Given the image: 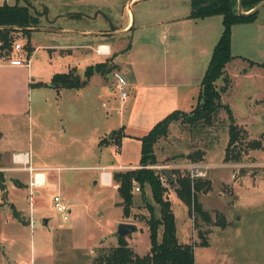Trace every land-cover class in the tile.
I'll return each instance as SVG.
<instances>
[{
  "label": "rangeland",
  "instance_id": "374dc122",
  "mask_svg": "<svg viewBox=\"0 0 264 264\" xmlns=\"http://www.w3.org/2000/svg\"><path fill=\"white\" fill-rule=\"evenodd\" d=\"M4 1L0 0V4ZM8 1L15 3L17 0ZM28 1L39 12L46 11L47 16L42 17L41 25L46 28L54 26L55 28L65 26L73 29L121 27L129 15L127 12L129 0H19L22 4ZM190 11V0H141L131 8V13L137 19L136 29L99 39L112 44L114 52L112 56L118 67L115 68L116 70L113 69L112 79L101 85L97 82L98 80L93 81V84L87 88L89 108L95 110L92 116L89 115V119H97L101 123L106 120L105 116L110 107L108 94L111 95V89L114 91V96H117V99H114L115 105H120L121 93L118 83L122 81L128 85V82L124 73L119 69L134 66L135 63L139 68L138 63H143L148 59L141 44L146 39H151L154 43L152 47L155 59L153 57L152 59L155 65L152 67L157 70L163 66L166 59L171 61V58L165 57L167 49L170 50L171 55L173 54V58L177 56L178 61L184 58L180 56L189 54L183 48L174 47L172 41L181 40L180 43H182L183 38L178 37L174 32L178 31L179 26L182 28L183 25L189 23L184 17ZM141 14L146 16L143 17L144 21L153 24L146 28L138 27ZM178 17L182 22L175 20ZM213 18V23L218 28L215 32L208 28L209 42L219 38L223 27L221 16ZM132 25L133 23L130 27ZM45 34L47 31H33L30 37L31 44L38 47L30 58L33 66L30 78L33 77L35 81L40 77H51L55 73L64 72L69 63H73L67 55L53 54L47 48L50 42L63 41V37L50 41ZM18 41L23 44L20 54L28 57L25 50L28 37L21 36L15 42ZM133 44L135 45L134 51H129ZM235 51L238 53L236 49ZM13 52L14 47L8 53L9 57L14 55ZM91 54L94 55V53ZM9 57H6V60L0 64L10 62V59L7 60ZM96 58L105 59L107 57ZM183 60H189V57ZM109 63L113 64V62ZM234 66L241 69L240 71L246 68L240 59L226 66L225 76L215 82V88L221 91L222 102L230 105L236 120L244 124L241 127L245 126L248 129H245L246 133L242 136L244 145L242 159L228 162L223 159L229 141L228 127L230 124L225 109L219 110L211 125H192L182 118L174 121L170 125L168 136L161 138L156 147L161 164L171 162L185 165L191 162L187 155L201 149L208 152L207 157L201 161L224 165L208 171L207 176L204 177L208 180L207 191L198 192L199 202L209 214L211 221L203 219L196 212L191 214L190 206L180 198L173 187H168L166 193L175 214L178 239L181 243L194 245L197 264H264V98L260 102H257L256 98L260 91H264V75L247 81H243L242 77L236 79L230 72ZM141 68L143 70L145 66ZM14 73L17 85L9 91L17 94L19 100H24L28 93L24 84L27 80L26 75H20L19 69ZM75 75L83 77L84 71ZM231 84H234V87L229 90ZM110 100L113 99L110 98ZM103 103H107V106ZM36 104L34 97L32 105ZM120 114V111H113V115L109 116H113L116 120V116L119 117ZM16 128L26 130L27 133L29 123L26 121L19 123ZM259 139L262 142V148L245 149L246 143ZM34 144L36 150L38 144L36 140ZM166 157L169 159H165ZM242 175H247V177L240 179L241 184L239 181L235 184V180ZM86 176H88L84 180L86 192H83V196L77 201L82 203L81 205L85 202L87 207H79L70 214L68 220H64L54 208L55 194L53 191L46 193L42 199L31 201L32 198L28 191L12 189L10 197L25 211V216L32 219L31 224H22L13 217L14 210L8 196L3 198L4 193L1 192L0 264H91L93 257L97 254V249L110 248L117 244L116 231L120 222H131L137 225V230L126 238H131L132 246L140 255L150 250V231L146 227V219L150 218L151 213L147 204H154L156 214L159 215V206L154 202L152 190L149 187L146 188V193L134 190V206L131 215L126 217L122 214L121 202L116 203L121 196L113 195L110 188L102 189L96 186L93 180H90V175ZM34 206L36 211H34ZM42 212L51 218L50 224H43ZM227 217L232 225L228 228V222L225 226L221 224L223 219L227 221ZM162 234L163 225L158 229L159 240L162 239ZM203 240H207L208 245L203 244Z\"/></svg>",
  "mask_w": 264,
  "mask_h": 264
},
{
  "label": "crops",
  "instance_id": "0c3cea01",
  "mask_svg": "<svg viewBox=\"0 0 264 264\" xmlns=\"http://www.w3.org/2000/svg\"><path fill=\"white\" fill-rule=\"evenodd\" d=\"M140 1L129 0L128 19L121 27L73 29L65 26L55 28L54 26L41 27L34 31H47L45 35L50 41H56L58 37H63V41L50 42L47 45L53 54L67 55L69 59L73 60V63H69L67 70L58 73L72 71L75 75L85 72L87 66L99 62H113L118 67L114 56H112L114 53L112 44L99 39L136 29L137 19L131 13V8ZM190 13L184 17L189 23L183 25L182 28L179 26L178 31L174 32L178 37L183 38L182 43H180L181 40L172 41L174 47L188 51V55L180 57H189V60L180 58L178 61L177 56L175 55L173 58V54L171 55L170 50L167 49L165 57L171 58V61L166 59L163 66L157 70L152 67L155 65L152 59L155 57L152 47L154 43L151 39L143 41L141 44L148 59L143 63H138L139 68L135 63L134 66L132 65L133 67L126 66L119 69L127 79L128 85L126 86L129 96L125 101H122L119 96L120 105L117 106L114 101L117 96H114V91L111 89V95L108 94L110 107L103 123L97 119H89V115L92 116L95 110L89 108V97L86 90L93 84V81L98 80L97 82L101 85L112 79L113 71L108 76L99 72L94 73L88 84L81 88L56 89L52 86L39 84L40 82L50 83L56 73L51 77H40L37 81L33 77L30 78L33 67L30 58L36 52L37 46L32 45L34 51L30 57L21 55V51H14L10 62L0 64V172L6 179L7 196L13 210H17L26 223L13 214L14 218L22 224L32 223L31 217L27 218L25 211L10 197L12 189L28 191L32 198L31 201L42 199L50 191H53L55 195L60 194L69 206L70 214L79 207H87L85 202L84 205H81L82 203L77 201L83 196L82 193L86 192L84 189V180L88 177L86 175H90V180H93L96 186L102 189L110 188V192L116 196L119 194V184L113 180V172L140 166L141 137L173 111L189 112L197 105L201 82L223 27L219 38L209 42L210 31L208 28L215 32L218 26L213 23V17L221 15L191 19L188 17ZM143 17H146L145 14H141L138 27L146 28L153 24L144 21ZM175 20L182 22L180 17ZM132 23L133 25L130 27ZM168 26L170 25L168 24ZM237 27L238 30H236ZM164 37H166L165 34ZM99 47L102 48V51H98ZM134 48L133 44L129 51H134ZM235 49L238 53H235ZM231 52L234 59L227 64V67L235 63L237 59H240L246 67L240 71L241 69L234 66L232 71L230 70L234 78L242 77L243 81H247L264 75V7L260 9L255 21L233 26ZM91 53H94L96 57L105 56L107 58L97 59ZM17 59L19 61H16ZM141 66H145V68L142 70ZM17 69L20 70L19 74L26 75L27 79L24 84L28 93L24 100H19L17 94L9 91L13 86L16 88L14 72ZM233 87L234 84H231L229 90ZM34 90H38V92H34ZM34 97L37 104L33 106ZM110 98L113 100L111 101ZM256 98L257 102H260L264 98V91H260ZM103 105L107 106V103H103ZM113 111L121 113L119 117L115 114L117 115L116 120L113 119V116L110 120L109 115H113ZM25 121L29 123L27 133L26 130L16 128L19 123L22 124ZM236 122L240 126L244 125L237 120ZM244 128L247 129L245 126ZM120 129L123 130V134L120 138H116L115 134L119 135L117 131ZM105 138L109 142H104ZM35 140L38 143L36 150ZM158 142L155 144L156 155ZM207 154L208 152L205 153V158ZM157 158L160 162L158 155ZM168 164L180 165L171 162ZM212 165L220 167L222 164ZM246 177L247 175H242L235 182L233 179L232 181L235 184L239 181L241 184L242 180L240 181V179ZM1 192L0 189V194ZM121 201L122 198L116 203ZM1 202L2 200H0ZM39 206L42 207L40 203ZM34 211H36L35 206ZM44 214L45 212H42L43 220L47 218V223L50 224L51 218ZM230 221L227 217L229 223L227 228L232 226ZM130 239L128 238V242L135 250Z\"/></svg>",
  "mask_w": 264,
  "mask_h": 264
},
{
  "label": "trees",
  "instance_id": "16d2710c",
  "mask_svg": "<svg viewBox=\"0 0 264 264\" xmlns=\"http://www.w3.org/2000/svg\"><path fill=\"white\" fill-rule=\"evenodd\" d=\"M262 0H243L244 11L252 10ZM191 13L188 16L191 19H203L210 16L221 15L223 17V31L215 45L208 68L201 82V90L197 105L189 112L175 110L162 120L158 121L154 127L144 136L142 141V157L140 167L128 169L125 171L113 172V180L119 184L118 193L122 198L120 203L123 215L129 217L134 206L135 185L138 184L140 190L146 193V188L152 190L154 202L159 206V215L156 214V206L148 203V209L151 213L147 218V226L150 231L151 247L144 254H138L130 246L126 237H119L117 244L110 248H99L97 254L93 257L91 264H197L194 255V245L181 243L177 236V226L175 214L170 199L166 196L168 187L162 184L161 172L149 166L158 164V158L155 153V144L163 137H167L170 131V125L179 119L185 122L197 125H211L220 109H225L230 120L229 141L225 150L224 161L241 160L243 157L242 136L245 128L237 124L232 108L229 104L222 102L221 91L215 88V82L225 76L227 64L234 59L231 52L232 28L236 24L255 21L259 11L248 16L238 14V0H190ZM46 11L39 12L29 1L22 4L17 0L11 3L5 0L0 4V42L2 51L8 54L14 42L19 37H28L25 45L27 55L30 57L34 47L30 42L32 32L41 28L42 17ZM47 16V15H46ZM251 63H254L251 61ZM263 65V64H262ZM117 66L109 62H99L89 65L85 69L84 76H75L74 72L56 73L50 83L40 82V85L60 88H81L88 84L94 73L99 72L108 76ZM120 138L123 130L117 131ZM118 141V139H117ZM104 142H109L107 138ZM246 148L260 149L263 147L261 140H251L246 143ZM205 151L198 149L187 157L191 161H201L204 159ZM1 166V155H0ZM170 181H173V187L180 198L190 206L191 214L197 213L205 220L211 221L209 214L204 210L199 202L198 192L207 191L208 180L198 178L194 183L187 172L180 169L164 171ZM176 174L175 179L172 176ZM0 189L3 198H7V185L4 174L0 172ZM14 216L25 222L21 214L14 210ZM26 223V222H25ZM222 226L227 224L223 219ZM163 225L162 239H158V229ZM201 235L203 233L200 232ZM203 244L208 245L207 240Z\"/></svg>",
  "mask_w": 264,
  "mask_h": 264
},
{
  "label": "built area",
  "instance_id": "2783aa9c",
  "mask_svg": "<svg viewBox=\"0 0 264 264\" xmlns=\"http://www.w3.org/2000/svg\"><path fill=\"white\" fill-rule=\"evenodd\" d=\"M14 51L20 52L23 49V44L21 41L15 42L14 43ZM98 51H102V48L99 47ZM6 57H9V55L6 53V51H2V43L0 42V63L4 62L6 60ZM11 57L7 58L10 59ZM119 76V75H118ZM118 89L120 90L121 93V100L125 101L127 97L129 96V91L127 89V86L125 83L122 81L118 83ZM140 167V166H139ZM151 168H154L158 171L161 172L160 178L162 181V184L166 187H171L172 182L170 181L171 179L169 176L164 172V171H170L173 169H182L187 172V174L190 176L192 179L193 183L198 179V178H204L207 176L208 171L214 167V165L209 164L204 161H191L185 165H171L168 163H158L155 165L149 166ZM184 168V169H183ZM175 179L176 174L172 175ZM135 190L140 191V187L138 184L135 185ZM54 208L56 211L62 215L64 220H68L70 218V209L69 206L66 204V202L63 200L62 196L60 194H56L54 196Z\"/></svg>",
  "mask_w": 264,
  "mask_h": 264
},
{
  "label": "water",
  "instance_id": "95a60500",
  "mask_svg": "<svg viewBox=\"0 0 264 264\" xmlns=\"http://www.w3.org/2000/svg\"><path fill=\"white\" fill-rule=\"evenodd\" d=\"M264 7V0L260 1L252 10L248 12L243 11V0H238V14L241 16H248L258 12L261 8ZM174 182V181H173ZM172 182V184H173ZM48 219L43 220L44 224H47ZM137 230V225L131 222H120L117 227L116 237H127L129 234Z\"/></svg>",
  "mask_w": 264,
  "mask_h": 264
}]
</instances>
